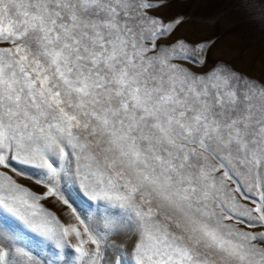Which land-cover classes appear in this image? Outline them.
I'll use <instances>...</instances> for the list:
<instances>
[{
  "label": "snow or ice",
  "instance_id": "snow-or-ice-1",
  "mask_svg": "<svg viewBox=\"0 0 264 264\" xmlns=\"http://www.w3.org/2000/svg\"><path fill=\"white\" fill-rule=\"evenodd\" d=\"M171 3L0 0V264H264V77Z\"/></svg>",
  "mask_w": 264,
  "mask_h": 264
},
{
  "label": "rangeland",
  "instance_id": "rangeland-1",
  "mask_svg": "<svg viewBox=\"0 0 264 264\" xmlns=\"http://www.w3.org/2000/svg\"><path fill=\"white\" fill-rule=\"evenodd\" d=\"M162 14L168 18L187 17L176 33L179 37L193 42L216 39L210 52V64L224 62L240 73L264 77V0H172L168 8L162 9ZM23 183L35 191H44L32 181ZM41 203L56 211L62 220L70 219L65 215L67 207L54 197ZM79 203L81 207L87 206L85 201ZM36 242L37 238L32 237L31 243ZM42 254L46 255L47 251Z\"/></svg>",
  "mask_w": 264,
  "mask_h": 264
}]
</instances>
